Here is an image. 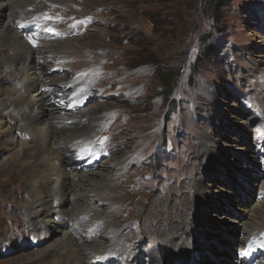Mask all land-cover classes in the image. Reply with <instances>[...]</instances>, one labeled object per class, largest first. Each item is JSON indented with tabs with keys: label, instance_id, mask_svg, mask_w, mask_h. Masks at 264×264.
I'll return each instance as SVG.
<instances>
[{
	"label": "rangeland",
	"instance_id": "374dc122",
	"mask_svg": "<svg viewBox=\"0 0 264 264\" xmlns=\"http://www.w3.org/2000/svg\"><path fill=\"white\" fill-rule=\"evenodd\" d=\"M35 1L26 5L28 13L18 21L39 27L34 52L41 41L60 48L69 46L62 48L67 53H59L68 60L63 63L65 67L48 71L53 84L59 83L56 80L69 83L67 94L50 92L47 99L52 101L48 103L57 98L64 122L83 127L94 147L107 154L93 167L80 161L86 164L85 172L112 160L118 161L119 168L117 176L112 177L110 193L104 194V204L93 199L84 216L80 209L72 214L71 221V217L61 215L58 221H64V227H68V221L72 227L74 221L91 222L103 208L111 206L102 221L120 229L121 243L129 245L130 240L141 239L146 258V246L155 237L158 224L149 220L148 212L153 208L159 215L164 213L181 223L192 220L191 226L203 218L204 235L194 241L202 244L200 252L205 257L201 260L209 257L211 264H225L228 256L235 254L239 259L237 244L232 254L228 248L235 237L243 235L235 217L244 215L247 203L264 199V142L258 139L264 137L260 132L264 121V0H229L215 15L208 7L210 0ZM46 27L58 35L43 36L41 29ZM25 31L38 36L33 28ZM19 34L31 45V35ZM205 35H210L208 43L217 49L213 57L199 63ZM0 51V86H11L24 94L28 89L24 86L26 77L8 69L4 62L18 50L8 49L1 39ZM48 56L53 59L52 53ZM159 67L169 68L174 76L175 88L168 102L164 100ZM82 79L91 82L90 95L83 102L89 101L81 109L75 104L69 107L74 87L79 88ZM80 112L88 116L75 121ZM34 138L31 126L19 121L16 110L0 104V264H26L58 235L50 233L44 240L43 230L30 225L29 214L35 207L26 205L31 200L28 175L11 159ZM72 144L69 156L74 157ZM246 146L248 152L244 151ZM255 151L260 158H255ZM222 152L226 153V164L214 163L217 167L212 168V161L216 162ZM247 155L254 156L250 163ZM28 160L37 168L34 160ZM74 161L83 167L77 159ZM201 183L214 192H199ZM14 185L21 188L15 190ZM24 205L26 208L20 209ZM112 213L115 215L109 217ZM73 231L75 238L83 235L80 230ZM192 254L189 262L193 264ZM116 256L106 257V264H118L114 262L119 258ZM74 259L63 252L42 257L36 264H78ZM94 261H98L97 254Z\"/></svg>",
	"mask_w": 264,
	"mask_h": 264
},
{
	"label": "bare ground",
	"instance_id": "6f19581e",
	"mask_svg": "<svg viewBox=\"0 0 264 264\" xmlns=\"http://www.w3.org/2000/svg\"><path fill=\"white\" fill-rule=\"evenodd\" d=\"M34 3H36L35 0H0V40H3L8 49L16 48L18 50L15 55L7 58L8 60L4 62L8 69H14L20 75L26 77V79L24 78V86L28 88L23 94L11 86H0V104L12 107V111L16 110L19 121L24 125H30L35 136V140L33 139L32 143L20 147L11 156V159L19 164L23 171L27 172L26 176L28 175L26 184L30 188L28 192L31 200L26 205L35 207L34 211L29 214L30 225L43 230L44 240L49 238L48 235L50 233L56 232L58 234L46 248L36 251L32 258L30 256L26 264H36L42 257L55 256V254L63 252L72 254L78 264H106L107 258L116 259V255H119V258L114 262L118 264H180V262L182 264H192L189 262V257L193 252L195 253L193 264H211L213 260L209 257H206L205 261L201 260L205 255L200 252L202 249L200 240L198 245L194 242L200 238V234L204 235L203 227H201L203 218L194 221L191 226L189 222L192 220H186L181 223L179 220L168 218L164 213L159 215V210L154 211L153 208L151 212H148L151 217H148L149 220L157 221L158 224L155 226V237L151 238L150 243L146 246V258L142 250L144 242L141 239L130 240L129 245L125 243L126 241L121 243L118 241L122 239L120 229H116L117 226L113 225L114 223L112 224V222L105 223L102 221L103 214L107 213L111 206L107 205V207L103 208V213L97 215L91 222L77 223L74 221L72 223L74 224L73 227L69 225V221L73 218L71 217L72 214H78L79 210L82 209V215L84 216L87 213L84 209L89 206L93 199L96 200V203H105L104 194L110 193L108 189H110L112 184V177L115 178L119 173L118 161L112 160L109 163L106 161L104 162L105 165L102 163L98 169L85 172L86 164L83 165L84 163L82 164L80 161H83L82 157L88 154V152L83 153L87 147L94 146V142L90 140V134L83 127H79L78 124H74L71 127L64 122L65 119H62L59 115L61 114V106L58 107L57 98H55L53 103H50L51 105L48 103L52 101L50 98L47 99L50 92L60 91L67 94L66 87L69 83L56 80L59 83L53 84L54 80H50L48 71L65 67L63 63L68 60L63 59L59 53H67L68 51H65V49H68L69 46L61 45L62 48H65L62 49L59 47L60 45L55 46L53 42L46 43L41 41L40 43H43L38 48L37 52L39 54L37 56L35 55L37 52H34L33 47L24 42L19 34V32L22 34L19 26L24 23L18 21H21L22 16L28 13L26 5H33ZM75 20L78 21L77 19ZM16 27H18L17 31ZM41 30L43 34H48L51 29L48 30L46 27V30ZM45 45L47 46V51H45ZM1 51L3 52V49ZM48 53L53 54V59L49 58ZM2 61L0 59V64ZM79 83H81L79 88L75 86L71 95V100L75 104L83 102L90 95L89 87L91 82L89 84L84 83L82 79ZM47 86L50 87L46 88ZM43 87L44 89L41 91ZM75 93L76 97L74 98ZM81 113L76 114L75 121L83 120L84 116H88ZM2 121H4V118ZM261 124L263 127H261L260 132L264 134V121H261ZM21 127L23 128L24 126L21 125ZM6 132L9 131L7 130ZM258 139H262V142H264V137ZM71 144L70 150H74V157L72 155L69 156V146ZM261 146L264 147V144ZM57 147L59 149H56ZM221 148L222 150L225 149ZM245 149L244 151H249L248 146ZM225 155L226 153L222 152V156L219 158L216 159L214 156L216 162L212 161V168L217 167L214 163L222 166L226 164V162H223L225 161L223 159ZM246 157L249 160L247 163H250V157L254 156L247 155ZM257 157L260 158L256 152L255 158ZM28 159L34 160L37 168L29 165L30 160ZM74 159H77L80 162V166L83 167H78L79 165L75 163ZM262 162L264 163V157H262ZM41 175L42 178H40ZM14 186L15 190L21 188L20 185ZM198 189L203 194L214 192V189L202 183L199 184ZM54 195L57 196L55 199ZM206 200L207 197L204 199L205 203ZM26 205L20 206V209L24 210ZM55 207H58V209ZM164 208L168 209L166 206ZM59 215L71 217L67 222L68 227H64L66 224L64 221H61V223L58 221L60 219ZM113 215L115 214H108L109 217ZM203 216L204 214H202ZM235 218L238 220L237 227L243 235L235 237L234 243L228 248L231 250L237 244L239 259L237 254L233 255L234 257L230 255L225 264L242 263L240 261V256L242 255L240 251L241 249H246L248 245H250L254 254L259 252L264 254V199L257 203H247L244 208V215L238 214ZM235 218L234 220H236ZM101 228H104V230L101 231ZM73 229L80 230L84 236L80 235L75 238ZM195 233L197 234L196 236ZM123 237L125 238V236ZM85 239H90L91 241ZM182 241H185V245H182ZM258 241L262 245L256 244ZM175 243H179L181 246H175ZM198 247L201 248L199 249ZM92 252L94 253L93 256L91 255ZM211 253L213 255V252ZM229 253L232 254L233 250L229 251ZM96 254L98 261H94ZM258 256L254 255L250 261ZM251 264H264V258L258 261L255 260Z\"/></svg>",
	"mask_w": 264,
	"mask_h": 264
},
{
	"label": "trees",
	"instance_id": "16d2710c",
	"mask_svg": "<svg viewBox=\"0 0 264 264\" xmlns=\"http://www.w3.org/2000/svg\"><path fill=\"white\" fill-rule=\"evenodd\" d=\"M229 0H210L208 7L210 10H212V12L215 15V12H218V8H221L223 5H225ZM210 38V35H205L202 38V52L200 53V57L198 58V62L200 63V60L202 59H206L209 57H213L216 53V47L213 46L212 44L208 43ZM158 74L160 75L161 80L163 81L165 88L162 91L163 95H164V100L165 101H169L170 100V96L172 95L174 88H175V84H174V76L172 74H170V69L169 68H158ZM170 74V75H169ZM173 105V109L176 108V103L171 104V107Z\"/></svg>",
	"mask_w": 264,
	"mask_h": 264
},
{
	"label": "snow or ice",
	"instance_id": "6c2138e0",
	"mask_svg": "<svg viewBox=\"0 0 264 264\" xmlns=\"http://www.w3.org/2000/svg\"><path fill=\"white\" fill-rule=\"evenodd\" d=\"M32 43L35 45V41H32Z\"/></svg>",
	"mask_w": 264,
	"mask_h": 264
}]
</instances>
